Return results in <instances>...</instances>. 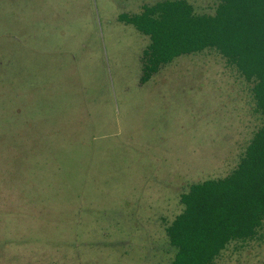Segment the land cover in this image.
Returning a JSON list of instances; mask_svg holds the SVG:
<instances>
[{
  "label": "rangeland",
  "instance_id": "374dc122",
  "mask_svg": "<svg viewBox=\"0 0 264 264\" xmlns=\"http://www.w3.org/2000/svg\"><path fill=\"white\" fill-rule=\"evenodd\" d=\"M159 1L0 0V264H170L181 192L239 165L263 116L226 59L140 83L150 40L117 19ZM217 264H264V230Z\"/></svg>",
  "mask_w": 264,
  "mask_h": 264
},
{
  "label": "trees",
  "instance_id": "16d2710c",
  "mask_svg": "<svg viewBox=\"0 0 264 264\" xmlns=\"http://www.w3.org/2000/svg\"><path fill=\"white\" fill-rule=\"evenodd\" d=\"M199 12L189 0L145 4L117 21L148 37L141 85L182 56L217 52L249 83L263 124L239 165L223 179L193 183L180 195L183 212L165 226L170 264H217L232 245L262 239L264 230V0H207Z\"/></svg>",
  "mask_w": 264,
  "mask_h": 264
}]
</instances>
